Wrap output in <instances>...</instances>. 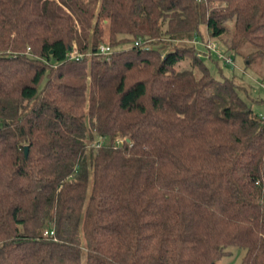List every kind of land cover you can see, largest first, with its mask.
Listing matches in <instances>:
<instances>
[{"label":"trees","instance_id":"obj_1","mask_svg":"<svg viewBox=\"0 0 264 264\" xmlns=\"http://www.w3.org/2000/svg\"><path fill=\"white\" fill-rule=\"evenodd\" d=\"M224 34L263 60L264 0H0V264H264L262 100L183 42Z\"/></svg>","mask_w":264,"mask_h":264},{"label":"rangeland","instance_id":"obj_2","mask_svg":"<svg viewBox=\"0 0 264 264\" xmlns=\"http://www.w3.org/2000/svg\"><path fill=\"white\" fill-rule=\"evenodd\" d=\"M227 38L228 35L224 34L221 36V40L219 37L213 39L226 49L227 46H225L224 42ZM104 42L105 44L111 45L108 40ZM125 46H130V43ZM250 47L251 46L247 44L240 50L227 51L229 54L233 55L235 59L234 66L226 65L223 60H218L215 57V54H213L212 58L204 57V60L209 66L211 72L216 76L224 75L227 77H233L238 83L245 85L248 88L252 97L261 99L262 101L254 102L252 104V111L257 115L264 117V79L262 76L264 59L248 64L246 61V55L252 50ZM157 48L161 51L165 48V45H158ZM216 61H218L217 64ZM229 249L230 253L223 256L218 261V264H241L245 249L239 247H230Z\"/></svg>","mask_w":264,"mask_h":264},{"label":"built area","instance_id":"obj_3","mask_svg":"<svg viewBox=\"0 0 264 264\" xmlns=\"http://www.w3.org/2000/svg\"><path fill=\"white\" fill-rule=\"evenodd\" d=\"M184 43L191 44L195 46L197 50V54L200 57H213V54H215V57L218 60H223L226 65L234 66L235 59L233 55L229 54L225 49V47H222L217 41H215L212 38L203 39L199 36H194L189 41H183ZM135 44L140 45V41H137ZM163 53V56L166 51V46L164 49L161 50ZM113 52V47L109 44L101 43L96 51V53L104 55V56H110ZM69 58L71 59H82L85 54L80 53L77 51V48L73 49L69 54Z\"/></svg>","mask_w":264,"mask_h":264},{"label":"water","instance_id":"obj_4","mask_svg":"<svg viewBox=\"0 0 264 264\" xmlns=\"http://www.w3.org/2000/svg\"><path fill=\"white\" fill-rule=\"evenodd\" d=\"M27 151H28V147H26V153H27Z\"/></svg>","mask_w":264,"mask_h":264}]
</instances>
